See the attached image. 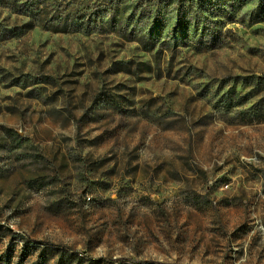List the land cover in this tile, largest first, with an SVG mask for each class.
<instances>
[{"label": "rangeland", "instance_id": "374dc122", "mask_svg": "<svg viewBox=\"0 0 264 264\" xmlns=\"http://www.w3.org/2000/svg\"><path fill=\"white\" fill-rule=\"evenodd\" d=\"M27 1L0 5V264H264V0Z\"/></svg>", "mask_w": 264, "mask_h": 264}, {"label": "trees", "instance_id": "16d2710c", "mask_svg": "<svg viewBox=\"0 0 264 264\" xmlns=\"http://www.w3.org/2000/svg\"><path fill=\"white\" fill-rule=\"evenodd\" d=\"M13 1L16 2V0H13ZM45 1L46 0H29L25 3H23V5H21L20 7L21 8L26 7V9L23 10V13L25 15L30 16V17L37 16L40 19H42L43 17L47 16L45 14V11H44L45 9H43V7H42L44 5ZM3 4L8 5L9 0H0V5H3ZM75 4L76 3H74V2H71L70 4H68L69 7L73 6L74 8H77L74 11V13H71L69 11L68 7H66L64 10L59 11V15H56L57 17H55V19H53V22H55V23H53V24H55V27H57V28L61 27V30H63V29H66V27H68V26L76 25L77 27H79L81 24L84 23V21L86 20V18L88 16L84 12V10L81 9V6L75 5ZM187 5L190 6L197 14L201 10L204 12V5H202L199 0L198 1L188 0L186 6ZM206 8L207 7L205 6L206 12H210V11H207ZM92 14L93 13H91V15ZM192 21H194V20H190L188 25L183 24L182 27H180V28L182 30L187 29V31H189L191 28L198 26L199 20H196V22L194 24H192ZM16 35H18V33H17L15 28L14 29H2V30H0V40H7L10 38H14V37H16ZM245 103H246V100L244 99V97H238L237 94L234 92L231 96H228L227 99L224 101L223 107L226 108V110L230 111V110H233V108H238V107L244 105ZM259 108L261 110L262 109L264 110L263 104L252 105L250 107V111L259 110Z\"/></svg>", "mask_w": 264, "mask_h": 264}]
</instances>
